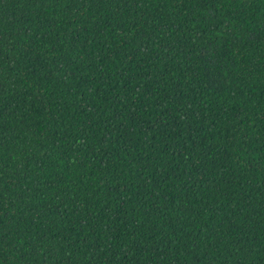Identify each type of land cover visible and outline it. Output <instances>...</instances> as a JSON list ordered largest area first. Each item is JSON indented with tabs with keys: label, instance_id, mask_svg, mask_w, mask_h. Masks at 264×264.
I'll return each instance as SVG.
<instances>
[{
	"label": "trees",
	"instance_id": "1",
	"mask_svg": "<svg viewBox=\"0 0 264 264\" xmlns=\"http://www.w3.org/2000/svg\"><path fill=\"white\" fill-rule=\"evenodd\" d=\"M0 264H264V0H0Z\"/></svg>",
	"mask_w": 264,
	"mask_h": 264
}]
</instances>
